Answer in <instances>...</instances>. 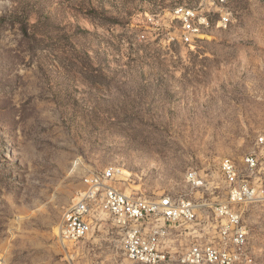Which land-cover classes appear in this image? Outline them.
Listing matches in <instances>:
<instances>
[{
	"label": "rangeland",
	"instance_id": "rangeland-1",
	"mask_svg": "<svg viewBox=\"0 0 264 264\" xmlns=\"http://www.w3.org/2000/svg\"><path fill=\"white\" fill-rule=\"evenodd\" d=\"M185 2L0 0V264H144L105 214L79 248L61 244L63 210L93 172L115 168L126 194L204 204L210 238L220 159L264 163V0H227L228 25L212 13L192 46L174 15ZM242 216L264 264V203Z\"/></svg>",
	"mask_w": 264,
	"mask_h": 264
},
{
	"label": "built area",
	"instance_id": "built-area-1",
	"mask_svg": "<svg viewBox=\"0 0 264 264\" xmlns=\"http://www.w3.org/2000/svg\"><path fill=\"white\" fill-rule=\"evenodd\" d=\"M227 0H188L175 7L174 15L181 23V39L189 46L199 32L210 23L211 14H219L218 24L226 27L230 13ZM258 143H264L260 137ZM218 170L225 185V199L212 207L214 230L206 238L208 217L202 206L186 194H164L158 198L126 194L111 184L115 168H106L83 178V189L68 204L58 226V238L69 252L79 248L107 215L115 225L120 246L131 262L144 264H251L248 230L242 208L264 203V163L256 152L245 154L240 161L224 156ZM185 180L192 188L204 179L189 169ZM189 227L190 239L176 244L183 234L173 227Z\"/></svg>",
	"mask_w": 264,
	"mask_h": 264
}]
</instances>
